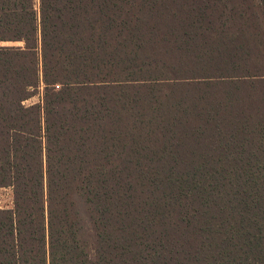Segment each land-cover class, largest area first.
I'll return each mask as SVG.
<instances>
[{
    "label": "trees",
    "instance_id": "trees-1",
    "mask_svg": "<svg viewBox=\"0 0 264 264\" xmlns=\"http://www.w3.org/2000/svg\"><path fill=\"white\" fill-rule=\"evenodd\" d=\"M1 188L0 264H264V0H0Z\"/></svg>",
    "mask_w": 264,
    "mask_h": 264
},
{
    "label": "rangeland",
    "instance_id": "rangeland-1",
    "mask_svg": "<svg viewBox=\"0 0 264 264\" xmlns=\"http://www.w3.org/2000/svg\"><path fill=\"white\" fill-rule=\"evenodd\" d=\"M40 99V94L38 95H34L32 98H30L28 101L25 102V105H30V104H34L37 103L38 100ZM130 147H126L124 148V152H131ZM141 155H144L143 153H141ZM151 156H148V158H150ZM142 158V157H139ZM141 166L144 167H148V166H169V165H174L171 163H167V162H156L154 161H148L141 159ZM124 164H121L120 166H122ZM130 166H135V164L131 163L129 164ZM12 192L11 189L9 188H1L0 189V208H6V207H10L12 205Z\"/></svg>",
    "mask_w": 264,
    "mask_h": 264
}]
</instances>
